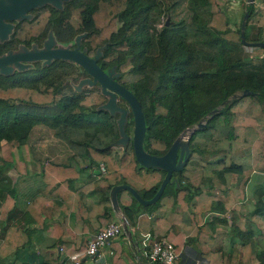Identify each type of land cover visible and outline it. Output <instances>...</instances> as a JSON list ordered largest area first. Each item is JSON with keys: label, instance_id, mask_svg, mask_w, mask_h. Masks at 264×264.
<instances>
[{"label": "trees", "instance_id": "1", "mask_svg": "<svg viewBox=\"0 0 264 264\" xmlns=\"http://www.w3.org/2000/svg\"><path fill=\"white\" fill-rule=\"evenodd\" d=\"M260 1L255 7L242 0L238 19H231L230 6L221 0H185L187 17L175 20L178 0H46L10 19L12 29L0 38V56L43 49L49 42L77 45L137 98L146 153L163 155L176 136L204 120L187 137L182 165L152 202L138 201L125 187L114 193L118 213L132 229L126 227L127 234L167 239L175 264L185 240L181 228L189 230L199 264H264L262 188L254 197L246 195L251 175L264 174V48L248 46L246 53L239 37L247 11L245 40L264 41ZM244 88L252 93L230 97ZM107 100L100 84L66 58L0 68L1 264H69L63 253L84 248L66 237L70 218L75 232L87 230L86 224L97 230L117 220L110 202L116 186H129L143 200L156 193L165 170L136 160L130 107L116 95L117 108L111 110ZM33 124L51 129L69 151L67 163L32 156L27 137ZM8 170L15 172L13 181ZM78 179L84 183L77 186ZM29 180L32 189L24 185ZM213 209L225 220L210 214ZM48 219L53 242L32 247L33 222L41 229ZM231 230L239 231V241L223 250ZM108 243L110 259L95 264H165L146 256L135 260L121 241ZM21 250L26 258L19 257Z\"/></svg>", "mask_w": 264, "mask_h": 264}, {"label": "water", "instance_id": "2", "mask_svg": "<svg viewBox=\"0 0 264 264\" xmlns=\"http://www.w3.org/2000/svg\"><path fill=\"white\" fill-rule=\"evenodd\" d=\"M12 3L16 4L11 8L0 7V35L2 32L7 30V23H4L3 20L16 19L20 16H23L25 12L30 10L33 6H35L39 2H43L46 0H10ZM57 3L59 0H53ZM246 3H252L253 0H245ZM247 16V11L243 12V15L239 24V37L240 41L244 46H261L264 48V41H248L244 38V27H245V19ZM168 23V16H166L165 24ZM2 37V35L0 36ZM264 55V54H262ZM51 58H66L74 61L78 65H80L86 73L91 76V82H98L100 84L101 90L108 95V100L105 104L109 109L117 108L114 106L115 96L119 95L126 100L128 103L130 110L133 115V129H132V147L134 156L137 161L142 164H153L159 165L165 170V174L162 178V181L153 195V197L149 200H143L136 191L130 188L127 185H118L112 191V200L114 201V193L118 188H128L130 192L134 195V197L146 204L152 202L161 192L164 187L166 181L169 178L171 171L177 170L182 165L185 155V151L187 149V137L190 135L191 131L194 128H200L204 124V120L198 121L193 127L185 130L180 135L176 136L173 140L169 149L163 155H152L146 153L141 147V136L144 128L143 124V115L139 105L137 98L133 95L131 91H129L125 86L115 81L110 74H107L103 71L95 62L93 58L88 57L82 51L78 50L77 45L73 48L68 47H51V43L49 42L47 46L43 49H35V50H22L16 52H9L0 56V68L4 69V66L9 63H19L22 61H30L37 59H51ZM20 66V65H19ZM9 70V69H4ZM252 93L250 90L244 88L241 92L233 93L230 97H236L242 94ZM224 102V101H223ZM223 102L221 104H223ZM217 108L211 110V113L215 112ZM124 109H121V113L119 115V125L124 116ZM124 135L123 133H121ZM183 138L184 144L182 146L179 145L181 139ZM124 138H121V141ZM178 149V154L176 156V151ZM115 202V201H114ZM119 218L121 220L122 226L124 230H126V221L123 216L119 214ZM84 256H81L83 259ZM144 264H151L149 261H145Z\"/></svg>", "mask_w": 264, "mask_h": 264}, {"label": "crops", "instance_id": "3", "mask_svg": "<svg viewBox=\"0 0 264 264\" xmlns=\"http://www.w3.org/2000/svg\"><path fill=\"white\" fill-rule=\"evenodd\" d=\"M238 3L239 0H237ZM236 4V3H235ZM253 4L255 5V7H258L261 5V1H254L253 0ZM236 6V5H235ZM38 125L35 129L37 130V136L34 139H30L29 140V134L31 132V130L33 129V126ZM40 125L46 126L44 124H33L28 137H27V142H28V146L31 150L32 156L41 160H50L52 162L55 163H67L69 161V151L66 149V147L60 142V143H53L51 141V138L54 140H57L56 138H54L52 136L51 133V129L48 128V132L50 133L48 137L47 134H38L39 130L41 129ZM47 139V140H46ZM32 164L30 162H27V168H29V170L31 169ZM94 173H98L96 170L93 171ZM8 175H10L12 181L15 179V172L8 170ZM86 175V171H83L81 173V177L83 178ZM256 174H252L250 178H252L254 176V178H257L255 176ZM31 180H29V182L27 184L24 183L25 186H31ZM84 182H82V180H75V184L77 186L82 185ZM259 183V181H252V185ZM23 185V186H24ZM34 186H31L30 189H32ZM249 189V188H248ZM91 192V191H90ZM89 192V193H90ZM112 196V193H111ZM88 197L92 200L95 201L96 200V194L94 193H90L88 195ZM110 202H111V208L113 210V214L115 215V217L118 219L119 218V213L118 210L116 208L115 202L112 200V198L110 197ZM249 205L251 204L250 202L248 203ZM44 206L47 207V209H51L52 207H49L47 204ZM218 210L213 209L210 214H214L217 215ZM218 216L221 217V219L225 220V217H223V215H221L220 212H218ZM61 215V214H60ZM208 216V215H207ZM58 219L60 218V216H56ZM55 217V218H56ZM12 221V220H11ZM50 221L51 220H45L44 225L41 229L37 228L34 222H33V228H31V235H30V245H32V247H37L40 245L43 246H49L53 240L49 235V229H50ZM72 219L70 218V221H68L69 226L67 227V231H68V235L66 237H75V242L77 243V245L79 246H85L86 240L88 237H90V235L96 231L95 229H92L89 227L88 224H86L87 230L85 229L84 231H80V232H75L73 231V229L71 228V224H72ZM29 225H32L31 223ZM126 226L128 227L129 231L132 232V229L130 226H128L126 224ZM36 227V228H35ZM181 231L185 234V240L183 242V246L180 249L179 253H178V258L176 260V264H199V260H198V256L195 254V252L191 249V238H187V234H188V229L187 228H181ZM141 238L142 235H138V234H132V236L130 237L127 234V231L123 229V233H121L116 240L121 241L123 243V247L125 248V250H127L128 254L135 260L141 259L143 257V252H142V246H141ZM240 238V234L239 231L237 230H231L228 232V234L224 237L223 239V250H228L230 245L233 243V241H239ZM54 243H59L58 240H55ZM60 250V248H59ZM61 251V250H60ZM82 251V250H80ZM78 252V251H75ZM99 255L97 257V260H93V259H81V263L80 264H95V263H99V262H106L110 259V256L112 254V248L110 247L109 243H106L102 248H100L99 250ZM74 253V252H72ZM71 254V253H70ZM70 254H64L63 253V257L66 261L69 262V264H74L73 261L71 259H69V255ZM27 252L24 250L20 251L19 257L21 259L26 258L27 257ZM32 259L35 260L34 255H32ZM3 263V261L0 259V264Z\"/></svg>", "mask_w": 264, "mask_h": 264}, {"label": "built area", "instance_id": "4", "mask_svg": "<svg viewBox=\"0 0 264 264\" xmlns=\"http://www.w3.org/2000/svg\"><path fill=\"white\" fill-rule=\"evenodd\" d=\"M99 170H103L102 165L99 166ZM123 229L124 228L120 219L108 222L107 224L99 227L90 235V237L87 238L82 251L71 253L69 255V259H71L74 264L81 263V256H84V259L88 258L90 260H97L100 248H102L110 240L115 239L123 233ZM141 246L143 256L148 257L150 261L175 264L174 259L176 257V253L173 245L167 239L160 236L144 234L141 238Z\"/></svg>", "mask_w": 264, "mask_h": 264}, {"label": "rangeland", "instance_id": "5", "mask_svg": "<svg viewBox=\"0 0 264 264\" xmlns=\"http://www.w3.org/2000/svg\"><path fill=\"white\" fill-rule=\"evenodd\" d=\"M6 1L7 0H0V3H6ZM165 1H166V3H168V2L170 3L173 0H165ZM221 1L223 2V4H225L226 7L230 6L228 9H229V15H230L231 19H238L239 15H240V11L242 10V6H241L242 0H239L240 3H238L237 0H221ZM254 1H260V0H254ZM9 2H10V0H9ZM174 10H175V12H174V19L175 20L180 19V18H186L187 17L186 16L187 11L185 8V0H178V3L174 7ZM7 32H9V31L4 30L3 34L5 35ZM3 34H1V35L3 36ZM244 49H245V52L247 53L249 51L250 47L244 46ZM19 65H20L19 63H9V64H6L4 66V69L10 70L11 68L18 67ZM37 126L38 125L33 126V129L31 130V132L29 134V140L30 139L32 140L37 136V130L35 129ZM40 127H41V129L39 130L38 134H42V135L47 134L48 137H50L49 136L50 133L48 132L49 131L48 128L46 126H43V125H40ZM51 141L53 143H60L58 140H54L52 138H51ZM183 144H184V141H181L179 143L180 146H182ZM255 176L257 178H254V176H253L252 178H249V180L247 181V187L252 186V188H249V187H248L249 189L247 188V194L246 195H247V197H248V195H252L254 197L256 195V193L258 191H260L262 188V198L264 199V174H256ZM252 181H259V183L252 185L251 184ZM249 202H250V200L245 197V203H249Z\"/></svg>", "mask_w": 264, "mask_h": 264}, {"label": "flooded vegetation", "instance_id": "6", "mask_svg": "<svg viewBox=\"0 0 264 264\" xmlns=\"http://www.w3.org/2000/svg\"><path fill=\"white\" fill-rule=\"evenodd\" d=\"M39 3H40V2H39ZM39 3H37V4H39ZM37 4H36L35 6H37ZM15 5H16V4L12 3L11 1L9 2V0H7L6 3H0V7H6V8H11V7L15 6ZM35 6H33L32 8H34ZM32 8H31V9H32ZM31 9H30V10H31ZM25 13H26V12H25ZM3 22H4V23H7V24L9 25V26H7V30H6V31H10V30L12 29V27H13V23L11 24L10 21H9V20H6V19H4ZM2 34H3V32H2ZM6 34L8 35L9 32H7ZM6 34H5V35H6ZM5 35L3 34V36L0 37V38H4ZM7 35H6V36H7ZM51 47H52V46H51Z\"/></svg>", "mask_w": 264, "mask_h": 264}, {"label": "bare ground", "instance_id": "7", "mask_svg": "<svg viewBox=\"0 0 264 264\" xmlns=\"http://www.w3.org/2000/svg\"><path fill=\"white\" fill-rule=\"evenodd\" d=\"M181 141H183V139H181Z\"/></svg>", "mask_w": 264, "mask_h": 264}]
</instances>
